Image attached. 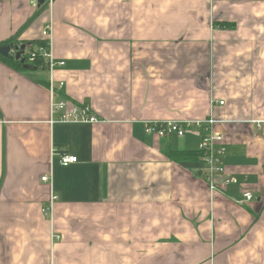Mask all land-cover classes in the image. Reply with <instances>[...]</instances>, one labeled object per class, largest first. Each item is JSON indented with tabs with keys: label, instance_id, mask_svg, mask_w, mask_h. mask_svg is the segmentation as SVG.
<instances>
[{
	"label": "crops",
	"instance_id": "1",
	"mask_svg": "<svg viewBox=\"0 0 264 264\" xmlns=\"http://www.w3.org/2000/svg\"><path fill=\"white\" fill-rule=\"evenodd\" d=\"M50 25L55 100L97 122H60L48 71L0 60V264H264V0H0V44ZM210 119L238 181L215 191L168 156L201 134L145 132Z\"/></svg>",
	"mask_w": 264,
	"mask_h": 264
},
{
	"label": "built area",
	"instance_id": "2",
	"mask_svg": "<svg viewBox=\"0 0 264 264\" xmlns=\"http://www.w3.org/2000/svg\"><path fill=\"white\" fill-rule=\"evenodd\" d=\"M38 5V0H33ZM54 0H47L46 5L53 6ZM43 36L48 40V45L41 48L40 52L32 51L28 56L24 55L26 63H34L40 56L46 62L47 71L50 75L48 81V90L50 91L52 101V113L62 112L60 122L62 123H83L92 124L96 123L97 119L91 113L89 107H78L70 105L68 101H56L58 89H62L65 83L56 85L54 79V72L58 67H63L64 62L58 61L54 57L53 44H52V26H47L43 32ZM26 54V53H25ZM224 105V102L220 103ZM213 119L207 121H155L146 123L145 132L148 135H154L160 139H171L176 137L178 139L185 138L188 134L193 132L201 134V141L199 152L201 153V165L204 167V174L210 188L215 191L223 182V185L237 184L238 181L234 177H228L226 168L223 164V159L226 155L227 149L224 143V138L221 134L214 132L213 126L215 125ZM79 162L78 157L72 155H63L60 159V164L63 167H68ZM45 183H52L53 178L45 176L42 178ZM253 200L252 193H245L244 200L240 204H246ZM58 201L57 196H53L50 205L45 208L46 215H51L54 211V204Z\"/></svg>",
	"mask_w": 264,
	"mask_h": 264
},
{
	"label": "trees",
	"instance_id": "3",
	"mask_svg": "<svg viewBox=\"0 0 264 264\" xmlns=\"http://www.w3.org/2000/svg\"><path fill=\"white\" fill-rule=\"evenodd\" d=\"M219 26L222 27H232L229 24H220ZM18 42L16 38L11 39L5 43L0 44L1 46L12 44ZM26 45V56H28L32 51L35 52H40L41 48H45L48 45V40L44 39L41 41H35V42H27L24 43ZM0 60L6 63L8 66L13 68L14 70L24 73L27 75H31L34 72L37 71H47L46 67V62L43 59V57H39L34 63L28 64L32 66L31 70H28L25 68L24 64H22L20 61L12 60V59H7L4 58L3 56L0 55ZM47 87H48V82H47ZM168 156L175 162L180 163V162H200L201 161V153L198 151L196 152H186V151H169Z\"/></svg>",
	"mask_w": 264,
	"mask_h": 264
},
{
	"label": "water",
	"instance_id": "4",
	"mask_svg": "<svg viewBox=\"0 0 264 264\" xmlns=\"http://www.w3.org/2000/svg\"><path fill=\"white\" fill-rule=\"evenodd\" d=\"M47 0H38V7H43L46 5ZM26 53V45L21 44L19 42L4 45L0 47V55L7 59H12L16 61H20L24 64L25 68L28 70L32 69V66L26 63V59L24 55Z\"/></svg>",
	"mask_w": 264,
	"mask_h": 264
}]
</instances>
